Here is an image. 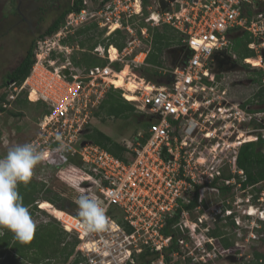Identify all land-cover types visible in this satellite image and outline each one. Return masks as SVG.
<instances>
[{"label":"built area","instance_id":"1","mask_svg":"<svg viewBox=\"0 0 264 264\" xmlns=\"http://www.w3.org/2000/svg\"><path fill=\"white\" fill-rule=\"evenodd\" d=\"M162 1L166 3L164 8ZM136 16L137 20L147 22L141 28L142 34L147 33L149 24L154 28L170 24L178 30L182 38L177 45L181 56L175 66L164 70L171 76L170 83L157 86L142 82L136 89L135 100L124 94L128 100L137 101V108L156 118L147 131L131 141L134 156L124 161L87 139L86 130L90 105L94 107L104 97L103 90L99 94L97 87L112 84V78L119 72L114 62L124 61V54L137 38L129 37L122 50L116 47L115 56L112 45L107 49L102 44L96 46L93 52L109 62L88 70L73 61L77 48L70 38L92 23L105 30L106 35L119 29L132 34ZM235 30L247 31L254 38L249 47L255 49L257 56L245 61L262 69L264 75V0H83V7L70 12L56 32L39 38L31 72L21 85L15 82L9 85L8 100L22 96L33 103L45 104L38 135L31 144L41 152L42 162L58 170L73 158H79L81 171L91 179L76 188L78 196L84 193L97 199L107 217L106 226L98 232L84 229L79 209L75 214L65 211L71 222L65 216L58 217L62 227L79 239L72 259L80 253L85 258L80 264H138L139 255L149 248L159 251L160 256L147 264H180V249L169 252L167 260L165 249L172 245L175 235L165 234L164 229L179 208L190 202L197 185H209L223 173L215 166L208 171L206 148L192 150L188 139L194 140V134L202 131L210 144L209 151L215 157L222 156L224 137L218 129L236 128L254 119L259 122L258 116L263 113L252 112L250 107L237 103L212 106L213 100L205 94L208 88L214 89L207 81L212 84L216 81L217 72L213 68L217 56L236 59L231 48ZM149 50L141 51L132 61L143 63ZM146 133L147 138L142 141ZM57 134L70 146L69 150L55 151ZM234 152L231 169L243 175L237 165L238 151ZM207 172L211 177L205 176ZM235 180L228 179L227 183ZM188 215L189 211L183 209L179 221L173 225L182 231L179 245L186 243L188 235L194 237L204 222L200 218V223L191 224ZM124 221L133 228L131 232L124 227Z\"/></svg>","mask_w":264,"mask_h":264},{"label":"rangeland","instance_id":"2","mask_svg":"<svg viewBox=\"0 0 264 264\" xmlns=\"http://www.w3.org/2000/svg\"><path fill=\"white\" fill-rule=\"evenodd\" d=\"M61 1L67 2V0ZM54 4L55 0L45 4L48 12H46L45 21L43 22L44 27H48L58 14ZM142 21V19L136 20L133 25L135 29L132 34L129 31L124 30L127 39L132 36L136 37L137 41L135 42V45L132 48L130 46L124 54V61H115L122 64L124 68L117 72V75L112 78V81L120 79L123 85L130 79L138 83H154L157 86H161L160 83H162V85L167 84L171 81V76L164 73V70L175 66L180 59L181 54L179 49L181 48L179 46L177 47V44H175L165 50L162 58L163 68L160 69L161 72L159 71L157 75L141 70L139 67L146 65L145 60L143 63H135L132 59H134L141 51L150 49L152 44L151 30L149 29L146 34L141 33V28L144 27L141 25ZM148 27L150 28L151 25L149 24ZM159 28L162 29L163 25L159 26ZM250 35L249 32L246 34V32L242 30L232 33L231 38H236L234 41L231 40L234 44V49H232V51L237 55L238 59L236 58L234 60L227 57V55L221 54L217 56V61L213 68L214 72H218L215 78L216 81L212 84L208 79V81L211 82L209 84L213 85L214 89L211 90L208 88L205 92L209 100H213L211 101L212 106L219 103L231 106L232 104L237 103L243 107L247 100L253 98L255 93L259 90L261 84L256 80L259 77L258 72L253 65L247 66V62L242 60V55L246 53L247 50L246 43L248 42V39H250ZM107 36L108 35L105 34L103 38ZM79 37L85 39L86 35H80ZM70 42L75 44L74 46L77 48L72 55L74 61L75 56L78 58L81 57L80 52L82 50L80 43H78L77 40L72 41L70 39ZM93 42H95V40H93ZM16 46L17 47L13 50L7 51L10 54L4 55L5 57L9 55L8 64L5 66L6 71L15 65L17 61L16 55L19 56L21 53H24L29 46V43L22 42ZM101 46L104 47V44ZM36 47L37 46H35V48ZM14 51L16 52L14 53ZM106 53L108 54L107 51L105 52V55H107ZM93 54L101 58V55H99L98 52H93ZM60 56L64 57L62 54ZM143 57L144 55L141 58ZM2 83L3 77L1 72L0 85ZM115 84H102L97 87L99 94L100 91L103 90L104 97L100 102L94 105V107L90 105L88 117L89 125L87 124V128L90 126L100 128L117 141L131 142L139 136V134L148 130L145 123H140L135 118L120 119L109 117L102 111L100 106L101 102L107 97V92L111 90V88L122 90V96L126 94L127 97L131 96L134 98L132 93L125 89L126 86H117ZM146 85L148 86V84ZM5 89L9 91V87ZM5 89H2V91ZM9 94H11V91ZM135 97L137 98V94ZM124 98L126 97L124 96ZM132 102L134 105L137 104V101ZM246 106L255 109L264 107V104L256 105L246 103ZM7 108L9 109H7L6 112L0 113V129H2V134L0 136V157L5 156L11 147L17 144L31 143L32 140L37 137L39 132L38 122L42 113L46 110L43 102L27 103L18 106L16 105L15 100L11 101ZM97 112H101V115L96 116ZM139 112H144L146 114L144 115V119H147L148 121H152V119L155 118H152V116L147 113V110ZM260 112L263 113H260L258 116L261 120L259 122H255L257 119H254L252 122L237 126L236 128L230 129L226 127L218 129V133L223 134L224 137V144H221L220 147H225L222 151V156L215 157L214 154L209 151L210 144L207 142L202 131L198 130L196 134H194V140L188 139V141L192 143V150L200 151L201 149L206 148L208 151L204 152V155L207 157L208 171H212L215 166V168H221V171L233 172L230 161L234 158V151L239 150L241 146L240 142L253 140L258 133L264 136V111ZM220 125L221 124H219V126ZM241 133L244 135H242V138H239ZM220 159L223 161L220 162ZM58 171V168H53L42 161H40L32 170L30 179L46 181L47 187L52 188L54 192H58L65 198V200L59 203V205H64L65 209H60L53 204L49 207L42 208L41 204L44 200L39 197L36 201L39 210L31 216L35 228L40 224H56L57 222L59 223V226H62L60 225L61 223L59 222L58 217H66L65 211L73 214L77 213L78 208L74 205V200L78 197L77 189L73 187L71 183H67L59 178L57 175ZM205 176L211 177L208 172ZM42 194L43 193L41 192V195ZM201 196L204 199L201 207L189 212L188 216L191 224L196 221L200 223V218L203 219L204 222L194 237L187 234L188 238L186 243L179 245L180 250H182L180 264H249L250 260L256 255L255 251L263 250L264 252V182L259 183L256 187H249L247 189H241L240 185L237 184L234 189L228 193H221L220 189L206 185L201 190ZM226 205L227 208L224 209ZM229 216L233 217L230 218ZM66 219L71 222V218L66 217ZM233 220L235 221V225L232 223ZM212 228H217L223 232V237L231 242L229 248H225L222 245L220 238L209 235V230ZM189 230L188 227V231ZM69 234L68 239L77 237L72 234V232H69ZM184 255L186 258H184ZM24 264L31 263L27 262ZM55 264L63 263L57 259Z\"/></svg>","mask_w":264,"mask_h":264},{"label":"trees","instance_id":"3","mask_svg":"<svg viewBox=\"0 0 264 264\" xmlns=\"http://www.w3.org/2000/svg\"><path fill=\"white\" fill-rule=\"evenodd\" d=\"M58 1L60 0H55V4H57ZM62 3H64L62 11L56 15L49 27L34 39L33 43L31 44L29 54L24 63L20 65L12 74H10V77L14 78V82L17 85H21L31 72V69L35 62V46L39 38L46 37L56 32L65 22L67 15L70 12L80 10L83 7V0H67V2L65 1ZM147 13V10H145V14ZM138 18L139 17L136 16L135 19L137 20ZM142 20L143 21L141 25H147V22L144 19ZM149 29L152 32L151 50L149 51L146 58V65H142L139 68H141V70H145L146 72L157 75L160 69L163 68L162 58L165 50L175 44H181L182 38L179 31L172 27L170 24H163L162 29H160L159 27H150ZM234 32H236V30ZM245 32L246 34L248 33L247 31ZM105 34V30L100 29L96 23H92L86 27H81L75 33V35L70 38L72 41L77 40L81 46V57L78 58L77 56H75L74 58V62L78 67L84 70H88L94 66H105L108 64V59L97 57L92 52V50L96 46H98L99 43L104 44L106 49L110 45H114L120 50H122L126 46L127 36L124 34V31L119 29L113 34L103 38ZM80 35H86L85 39L80 38ZM235 39L236 38H233L232 40L234 41ZM93 40H95V42H93ZM253 40L254 38L250 35V39H248V42L246 43L247 50L246 53L242 55V60H245L248 57L257 56L255 49L249 47V44ZM231 48L234 49L233 43H231ZM236 58L238 59L237 55ZM250 65L253 64L247 63V66ZM114 67L118 71H121L124 68V66L118 62L114 63ZM255 69L259 75L256 80L260 82L261 86L255 93L253 98L247 100L246 103L261 105L264 104V85L261 83L263 80V70L257 68ZM207 82L211 83L209 81ZM160 84L162 85V83ZM9 85L10 84L6 82L0 85V113L6 112L7 109H9L7 108V106H5L6 103L10 102L8 100L9 91L5 89L9 87ZM2 89L5 90L2 91ZM107 94V97L103 100V102H101L100 105L102 111L105 112L107 116L120 119L135 118L140 123H145L147 129L150 127L152 121L144 119V115L146 114L144 112H139L142 110L137 108V106L134 105L132 101L124 98V96H122V90L111 88V90H109ZM15 103L16 105L21 106L33 102H31L27 97L19 96L15 100ZM246 103L243 105V107H247ZM250 110L252 112H260L264 111V107L255 109L251 108ZM100 115L101 112L96 113V116ZM86 131L87 139L104 147L118 158L124 161H129L133 158L134 154L131 152L130 148L131 142L117 141L104 130L92 126L87 128ZM1 134L2 129H0V136ZM146 138L147 133L142 138V141H145ZM79 165H81L80 159L73 158L72 162L67 164L64 168L60 169L57 175L67 183H71L75 188L81 185L85 186L86 184H88L91 178L90 175L84 174L81 171ZM237 165L244 171L243 175L239 172L233 173L231 171H223L222 176L215 178L209 184V186L220 189L221 193H228L232 191L237 184H240L241 189H247L249 187H256L259 183L264 182V136L262 134L258 133L257 139L247 140L242 143L237 153ZM231 178H235L236 182L228 184L227 180ZM204 187L205 185H197L195 195L192 197L190 202L184 203L182 205L183 207L179 208L176 215L169 219L168 224L164 229V233H173L175 236L172 245L165 249L167 260L170 259L169 252L180 249L178 238L182 235V231L180 228H173V225L177 221H179L181 211L183 209L191 212L195 210L197 206L201 205V203L204 201L201 196V190ZM17 191L22 198L23 205L29 209L31 216H33L34 213L39 210L36 203L39 197L44 200L41 204L42 208L49 207L53 204L60 209H65L64 205H59V203L65 200V198L58 192H54L52 188L47 187L46 181H36L33 179H29L27 183H18ZM41 192L43 193L42 195ZM226 208L227 205L224 207V209ZM231 217L233 216H230V218ZM120 221L123 222L122 219H120ZM232 223H234L235 225L234 220ZM124 227L130 232L133 230V228L129 226L125 221ZM69 235V232L66 231L62 226H59L58 222L56 224H40L37 228H34L31 238L27 242H20L16 240L11 231L3 229V235H0V264H24L27 262L31 264H55L57 259L60 260L63 264H68L70 261H72L73 264H80L81 262L85 261V258L80 253H78L72 259L75 254L76 247L79 243V239L77 237L68 239ZM209 235L212 237L220 238L222 241L221 243L225 248L230 247L231 242L225 239L223 237V232H221L217 228L210 229ZM255 254V257L250 260L249 264H264L263 250H257L255 251ZM159 256V251L151 250L149 248L145 249V251L140 254L137 259L138 264H147L154 259H157Z\"/></svg>","mask_w":264,"mask_h":264},{"label":"clouds","instance_id":"4","mask_svg":"<svg viewBox=\"0 0 264 264\" xmlns=\"http://www.w3.org/2000/svg\"><path fill=\"white\" fill-rule=\"evenodd\" d=\"M56 140L58 142L55 149L57 153L69 150L70 146L59 134ZM41 160V152L31 143L17 144L11 147L5 156L0 157V235H3V229H7L20 242H27L31 238L35 224L29 209L22 203L17 185L28 182L32 170ZM75 203L86 231L98 232L104 229L107 217L105 209L97 199L81 193Z\"/></svg>","mask_w":264,"mask_h":264},{"label":"flooded vegetation","instance_id":"5","mask_svg":"<svg viewBox=\"0 0 264 264\" xmlns=\"http://www.w3.org/2000/svg\"><path fill=\"white\" fill-rule=\"evenodd\" d=\"M48 2L51 0H0V73L2 72L3 83L14 82L10 74L24 63L34 39L49 27H44L43 23L48 12L45 4ZM54 5L57 13H60L64 3L60 0ZM22 42L29 43V46L24 53L16 55L15 65L6 71L9 55H4L10 54L7 51L13 50Z\"/></svg>","mask_w":264,"mask_h":264},{"label":"bare ground","instance_id":"6","mask_svg":"<svg viewBox=\"0 0 264 264\" xmlns=\"http://www.w3.org/2000/svg\"><path fill=\"white\" fill-rule=\"evenodd\" d=\"M115 50H116V48L112 45V55H113V56H115V55H114V51H115ZM217 73H218V72H217ZM118 75H120V74H118ZM112 83H113V84L116 83L115 85H117V86H126L125 89L128 90L129 92H131L132 95H133V97H134V98H132L131 96H128V97H129L128 99H132V100H135V99H136V97H135L136 94H135V93H136V89L139 88L140 83L135 82V81L132 80V79L128 80L124 85L122 84V82H121L120 79L113 80ZM123 83H124V82H123ZM147 88L150 89V88H151V85L148 84ZM125 96H126V94H125ZM242 135H244V134L241 133L239 138H242ZM243 138H244V137H243ZM65 213H66V212H65ZM263 214H264V213H263ZM229 217H230V216H229Z\"/></svg>","mask_w":264,"mask_h":264},{"label":"water","instance_id":"7","mask_svg":"<svg viewBox=\"0 0 264 264\" xmlns=\"http://www.w3.org/2000/svg\"><path fill=\"white\" fill-rule=\"evenodd\" d=\"M162 6H163V8L166 6V3L164 1H162ZM188 53L191 54L192 52L189 50Z\"/></svg>","mask_w":264,"mask_h":264},{"label":"crops","instance_id":"8","mask_svg":"<svg viewBox=\"0 0 264 264\" xmlns=\"http://www.w3.org/2000/svg\"><path fill=\"white\" fill-rule=\"evenodd\" d=\"M114 46V45H113Z\"/></svg>","mask_w":264,"mask_h":264},{"label":"snow or ice","instance_id":"9","mask_svg":"<svg viewBox=\"0 0 264 264\" xmlns=\"http://www.w3.org/2000/svg\"><path fill=\"white\" fill-rule=\"evenodd\" d=\"M30 238V237H29Z\"/></svg>","mask_w":264,"mask_h":264}]
</instances>
